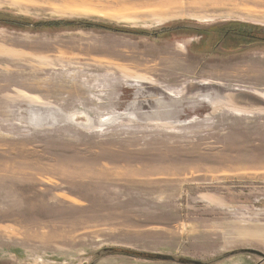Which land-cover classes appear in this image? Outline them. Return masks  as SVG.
<instances>
[{"label": "rangeland", "instance_id": "rangeland-1", "mask_svg": "<svg viewBox=\"0 0 264 264\" xmlns=\"http://www.w3.org/2000/svg\"><path fill=\"white\" fill-rule=\"evenodd\" d=\"M0 264H264V0H0Z\"/></svg>", "mask_w": 264, "mask_h": 264}, {"label": "flooded vegetation", "instance_id": "flooded-vegetation-1", "mask_svg": "<svg viewBox=\"0 0 264 264\" xmlns=\"http://www.w3.org/2000/svg\"><path fill=\"white\" fill-rule=\"evenodd\" d=\"M212 27H222L221 25H215ZM225 27V26H224ZM234 27V26H229ZM239 27V26H238ZM246 34V35H245ZM225 38L223 41L214 40L215 37L207 32L201 35V48L203 51L210 52L214 50H218V52H229L234 51L235 49L245 48L247 49L251 45H253L254 41L261 40V34L258 31H254L252 29L246 30L242 28H229L224 35ZM247 42V43H246Z\"/></svg>", "mask_w": 264, "mask_h": 264}, {"label": "trees", "instance_id": "trees-1", "mask_svg": "<svg viewBox=\"0 0 264 264\" xmlns=\"http://www.w3.org/2000/svg\"><path fill=\"white\" fill-rule=\"evenodd\" d=\"M2 23V22H1ZM13 24H20V20H17V21H12ZM47 24V23H46ZM49 27H53V26H56L54 24H47ZM47 26V27H48ZM85 27H95V28H103V29H107V30H113L115 32H122V33H127V31H120L119 29H112L111 26L109 27H103V26H100V25H95V24H91V23H88L86 24ZM120 253H123V254H128V255H133V256H140V257H144V258H149V259H152V258H155V255H149V254H142V253H138V252H133V251H122Z\"/></svg>", "mask_w": 264, "mask_h": 264}, {"label": "water", "instance_id": "water-1", "mask_svg": "<svg viewBox=\"0 0 264 264\" xmlns=\"http://www.w3.org/2000/svg\"><path fill=\"white\" fill-rule=\"evenodd\" d=\"M156 258H158V259H159L160 257H159V256H156Z\"/></svg>", "mask_w": 264, "mask_h": 264}, {"label": "bare ground", "instance_id": "bare-ground-1", "mask_svg": "<svg viewBox=\"0 0 264 264\" xmlns=\"http://www.w3.org/2000/svg\"><path fill=\"white\" fill-rule=\"evenodd\" d=\"M186 1H187V0H186ZM157 3H158V2H157ZM157 3H156V4H157ZM184 5H185V4H184ZM191 8H193V7H191ZM200 9H201V8H200Z\"/></svg>", "mask_w": 264, "mask_h": 264}]
</instances>
